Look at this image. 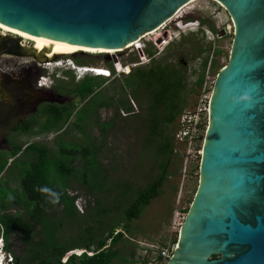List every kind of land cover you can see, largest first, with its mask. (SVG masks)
I'll use <instances>...</instances> for the list:
<instances>
[{
    "label": "rangeland",
    "instance_id": "obj_1",
    "mask_svg": "<svg viewBox=\"0 0 264 264\" xmlns=\"http://www.w3.org/2000/svg\"><path fill=\"white\" fill-rule=\"evenodd\" d=\"M172 22L176 25L181 24L175 30V33L181 31V34L177 38L174 37L164 49L159 50L155 42L159 39L161 28L142 36L140 42L144 52L147 53V48L155 52L154 56L147 55V59L152 57L150 61L145 60L144 62L141 49L135 47L140 45V42L109 53L78 52L72 56L69 55L70 58L65 55L61 63H53L54 60L51 61L52 65L35 62L32 57L10 54H5L0 59V74L10 73L11 69H19L23 71L24 77L28 80L37 77L38 84L41 76L49 77V73L62 62L67 64L66 62L71 60L77 65L108 67L113 73L116 72V64L119 62L117 68L121 73L116 72L112 73L111 77H105L101 87L96 89V91L100 90V94L92 99L89 96L82 100L74 90L76 84L85 76H90L91 73H76L73 70L61 73L60 78H57V75L49 77L47 84L67 95L64 100L70 109H65L64 114L71 111L69 120L64 124L60 123L54 131L45 133L40 131V133L29 136L14 135L15 141L11 136L12 139L3 144V150L11 151L14 144L24 146L37 143L49 147L52 156H59L61 144L73 147L75 145L87 146L92 143L101 173L93 168L91 169L94 173L92 176H83V172L89 173V170L86 168L85 159L77 158L73 163L77 170L67 179L68 193L75 197L76 211L72 215L68 214L65 211V204L60 203L49 211L48 216L54 220L50 224L55 225V231L59 228L57 241L66 247L83 246V240H80L78 236H88L91 233L94 235L95 245L98 238L106 236L112 226H117L116 220H119V228L116 231L123 230L125 236L116 245L119 255L112 264H136L137 245L133 239L156 243L157 240L149 239L163 237L167 239L173 235L178 242L180 233H175L171 229V224L177 215L175 210L183 208V213H187L199 184V159L194 167L195 173L184 181L183 186H180L181 159L172 154L168 165V176L161 193L151 201L138 219L124 226L126 223L124 209L128 202L140 188L160 174L162 164L169 156L165 143L169 137L172 139L179 116L170 123L165 118L163 108L151 111L149 109L152 104L150 93L144 88H139L136 93L129 86L124 87L126 77L136 67L147 68L154 61L164 60L181 69L183 74L179 106L182 107V111L193 109L200 91L204 86H213L212 81H215L218 72L227 64L230 56L234 28L223 37L216 36L213 40L207 38L205 30L201 28L198 31L183 33V30H187L190 26H204L216 33L217 27L221 24H223L222 27L228 28L233 21L224 6L217 0L191 1L172 18ZM3 31L0 29V39L5 37L1 34ZM200 49H202L201 52H199ZM207 57L212 65L204 68L203 63ZM200 75H203L205 81L207 80L206 83L204 81L199 84ZM38 93L42 95L40 91ZM97 98H104L108 101L113 98L115 103L101 106L97 110L94 107ZM38 116L34 115L30 119L35 120ZM36 130L37 128H34V131ZM23 158L31 159L32 156L28 155ZM17 175H19L18 169L15 167L8 171L5 179H9V185L19 186ZM95 178L98 185L92 189L86 180L92 181ZM104 210H107L106 214ZM11 211H15V208L13 207ZM51 228L52 225H49L46 230L47 234L44 236L41 231L42 226L37 225L32 233L33 240L40 241L41 245H44V241L48 244L52 243L51 235L54 236L55 233L51 232ZM11 243L14 260L15 254L31 256L28 250L30 242L25 241L22 234H13ZM73 251L77 254L84 252L78 249ZM68 254L64 256V260Z\"/></svg>",
    "mask_w": 264,
    "mask_h": 264
},
{
    "label": "water",
    "instance_id": "obj_2",
    "mask_svg": "<svg viewBox=\"0 0 264 264\" xmlns=\"http://www.w3.org/2000/svg\"><path fill=\"white\" fill-rule=\"evenodd\" d=\"M190 1L0 0V24L63 43L120 49ZM217 1L234 36L212 88L197 191L167 264H264V0ZM5 54L48 61L9 36L0 39V59ZM23 118L0 103V151Z\"/></svg>",
    "mask_w": 264,
    "mask_h": 264
},
{
    "label": "trees",
    "instance_id": "obj_3",
    "mask_svg": "<svg viewBox=\"0 0 264 264\" xmlns=\"http://www.w3.org/2000/svg\"><path fill=\"white\" fill-rule=\"evenodd\" d=\"M201 51L202 49L199 50V52ZM147 52L149 55L155 53L150 48H147ZM209 62L207 57L203 67L205 68ZM105 79L103 76H85L76 84L74 90L82 100L89 96L92 99L95 95L100 94V90L96 91V89L101 87ZM182 80L181 69L164 60H157L147 68L136 67L132 70L125 79L124 87L129 86L133 92L139 88H144L152 98L149 109L154 111L163 108L165 118L171 123L182 112V107L179 106L178 102ZM198 80L201 84L204 80L203 75H200ZM114 103L113 98L109 101L104 98H97L94 107L98 110L101 106H109ZM67 108L69 107L52 109L53 114L44 124V128L53 129L55 125L67 122L71 116V111H68L66 115L64 114V110ZM30 128V125H25L22 129L26 131ZM165 148L169 156L162 164L160 174L146 186L140 188L126 205L124 209L125 227L133 220L138 219L151 201L161 193L168 176L170 156L173 154V136L172 139L169 137L165 143ZM28 155H31L32 158H23ZM79 157L85 159L86 168L89 170V173L83 172V176H92L94 173L91 169L93 168L101 173L100 166L95 159L92 143L87 146L75 145L73 147L61 144L59 156H52L49 147L37 143L24 146L14 144L11 151H0V235L5 240L6 250L10 252H12L13 247L11 243L13 234H22L25 241L30 242L28 246L30 257L25 254L14 255L15 261L19 264H112L114 259L118 257L119 249L116 245L125 236L123 230L116 231L119 228V220H116L117 226H112L107 231L106 236L98 238L95 245L94 235L91 233L88 236H78L80 240H83V246L72 247H66L57 241L59 225L55 231V225L50 224L54 220L49 218V211L60 203L65 204V211L68 214L72 215L76 211L75 197L68 193L67 179L73 176L77 170L73 163ZM12 167L18 169L19 186H11L8 184L9 179H5V175ZM88 180L86 182L89 186L95 189L98 185L97 179ZM41 187L48 188L50 192L38 191ZM52 193H56L58 199L53 197ZM53 199H56L55 203L51 202ZM13 207L15 211H11ZM104 212L106 214L107 210ZM37 225L42 226L41 231L44 236L47 234L46 230L49 225H52L51 232L55 233L54 236L51 235L53 237L52 243L48 244L44 241V245H41L40 241L33 240L32 233ZM75 249H83L84 252L81 254L73 252L64 260V256ZM90 252L92 254H89ZM218 256L214 255V257Z\"/></svg>",
    "mask_w": 264,
    "mask_h": 264
},
{
    "label": "built area",
    "instance_id": "obj_4",
    "mask_svg": "<svg viewBox=\"0 0 264 264\" xmlns=\"http://www.w3.org/2000/svg\"><path fill=\"white\" fill-rule=\"evenodd\" d=\"M182 8H184V6ZM182 8H180L179 11ZM222 25L223 24L217 27V30H216L217 33L211 31L209 28H206L204 26H190L187 28V30L185 31L183 30V33H185L186 31H193V30L198 31L201 28L205 30V34L207 38L213 40L215 39L216 36H218V32L221 29H224L225 32L228 33L229 31H231V29L234 28L233 23L230 24L228 28L222 27ZM180 26H181L180 23H178L177 25L173 23L172 19L162 24L161 29H160V31L161 30L162 31L159 36V39L155 41L156 44H158L159 50L164 49L168 44H170L173 41L174 37L177 38L181 34V31L178 33H175V30L178 29V27ZM141 39L142 37L138 40V42H140ZM139 44L140 45H136L135 47L141 49L142 59L144 60V62L145 60L150 61L152 57L150 56L147 59V55H149V53L144 52L141 42ZM152 56H154V54ZM62 60L63 58L58 59L54 63H59ZM70 62L74 65L75 69L81 73H85V74L91 73V75L97 74V76H103V77H111L113 73V71L108 67L101 66L102 68H96L94 67V65H77L75 64V62L71 60ZM117 64H116L115 70L119 74L121 73V71L120 69L117 68ZM208 65L211 66L212 62L210 61ZM101 70L104 71L102 72L104 75H98L99 74L98 71H101ZM49 80L50 79L48 76H41L39 79V85L41 87L49 85L47 84V81ZM204 81L205 80H203L202 83H204ZM206 82L207 80L205 81V83ZM212 84H214V81H212ZM212 88L213 86L212 87L204 86L198 95V98L194 104V108L183 110L179 114L178 119H177V124L175 127L176 131H174V135H173V154L179 156L181 159L182 176H181L180 186H183L184 181L188 179L189 177H191L193 173H195L196 169H194V167L198 163L196 161H198L199 159V162H200V159L202 156L204 139H205L207 128H209L208 126L209 114H210L209 110H210V100L212 96ZM179 196H180V193H179ZM179 199L180 198L178 197V200ZM182 209L175 210V213H177L176 219L171 224V229L175 233L176 232L180 233L181 225L187 214L185 212L183 213ZM149 240H157V242L155 243L152 241H137L136 239H133V241L137 245L136 250H135L137 252L136 254L137 261L135 260L136 264H167L168 260L172 257L175 251V247L177 244L176 239L173 237V235H170L167 239L163 237L161 239H149ZM76 251L72 250L68 252L69 253L68 256ZM82 251L83 250H81V252ZM0 256H2L0 260V264H3L2 262L4 261L6 264H19L17 261L14 260L12 253L6 250L5 240L2 236H0Z\"/></svg>",
    "mask_w": 264,
    "mask_h": 264
},
{
    "label": "flooded vegetation",
    "instance_id": "obj_5",
    "mask_svg": "<svg viewBox=\"0 0 264 264\" xmlns=\"http://www.w3.org/2000/svg\"><path fill=\"white\" fill-rule=\"evenodd\" d=\"M38 91L42 95H39ZM46 91L48 93H45ZM65 96L67 95L53 88L52 85L41 87L37 77L32 80L26 79L22 70L11 69L10 73L0 74V103L11 106L13 112H21L24 115V118L8 134L7 140L10 141L12 138L14 140L16 135L29 136L40 131L45 133L57 129L59 124L53 129L44 128V124L53 114L52 109L70 107L64 100ZM34 115L39 116L35 120L30 119ZM25 125H30L31 128L24 131L22 128ZM34 128L37 130L34 131Z\"/></svg>",
    "mask_w": 264,
    "mask_h": 264
},
{
    "label": "bare ground",
    "instance_id": "obj_6",
    "mask_svg": "<svg viewBox=\"0 0 264 264\" xmlns=\"http://www.w3.org/2000/svg\"><path fill=\"white\" fill-rule=\"evenodd\" d=\"M191 1H194V0H191ZM161 26L156 28L153 31L148 32V34L158 30L159 28H161ZM0 29L4 30L3 33H1L2 36L15 37V38L19 39L21 44L24 45L25 47L32 46L36 49L38 54L45 55L48 58V61H44V62L40 61V63H44L46 65H52L51 61H54L53 59H54L55 55H71V54L78 53V52L109 53V52L119 50V49H115V48H102V47L91 48V47H87V46L63 43V42H60V41H57L54 39L45 38V37L37 36L34 34H30V33L24 32V31H20V30L14 29V28H10V27L4 26L2 24H0ZM136 42H138V41H136ZM136 42L129 43L126 47H129L131 44H134ZM59 63H61V61ZM56 64H58V63H56ZM68 64H70V62ZM94 67L102 68L101 66H94ZM102 72H104V71H102V70L98 71V73H102ZM98 75H101V74H98ZM78 250H80V252H81L82 249H78Z\"/></svg>",
    "mask_w": 264,
    "mask_h": 264
},
{
    "label": "clouds",
    "instance_id": "obj_7",
    "mask_svg": "<svg viewBox=\"0 0 264 264\" xmlns=\"http://www.w3.org/2000/svg\"><path fill=\"white\" fill-rule=\"evenodd\" d=\"M71 55H73V54H71ZM71 55H70V56H71ZM64 56H65V55H64ZM66 56L69 57V55H66ZM69 58H70V57H69ZM69 58L66 57V59H69ZM69 62H70V61L66 62L67 64H64V63L62 62L61 65L57 66L52 72L49 73V77H54L55 75H57V78H60L61 73H63V72H68V71H73V70H74V72L77 73L78 71L75 69L74 65H73L71 62H70V64H68ZM56 69H57V70H56ZM86 74H87V73H86ZM99 74L104 75L103 73H99ZM94 76H97V74H95ZM54 79H55V78H54ZM38 191L43 192V193H48V192H50V190H49L48 188H46V187H41V188L38 189ZM52 196L55 197L56 199H58V196H57L56 193H52ZM56 199H53L51 202H52V203H55V202H56ZM1 258H2V256H0V260H1ZM2 263H3V264H6L5 261L2 262Z\"/></svg>",
    "mask_w": 264,
    "mask_h": 264
},
{
    "label": "crops",
    "instance_id": "obj_8",
    "mask_svg": "<svg viewBox=\"0 0 264 264\" xmlns=\"http://www.w3.org/2000/svg\"><path fill=\"white\" fill-rule=\"evenodd\" d=\"M180 167H181V165H180Z\"/></svg>",
    "mask_w": 264,
    "mask_h": 264
}]
</instances>
